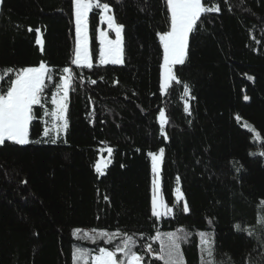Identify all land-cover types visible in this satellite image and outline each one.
Returning <instances> with one entry per match:
<instances>
[{
    "label": "trees",
    "instance_id": "obj_1",
    "mask_svg": "<svg viewBox=\"0 0 264 264\" xmlns=\"http://www.w3.org/2000/svg\"><path fill=\"white\" fill-rule=\"evenodd\" d=\"M101 2L124 26L121 66L97 63L100 10L88 19L94 65L81 68L71 63L72 0H1L0 71L43 62L51 79L33 106L30 142L0 145V264H75L78 249L88 257L115 251L125 235L143 264H164L147 249L159 251L157 235L169 233L180 235L183 264H207L201 233L214 245L208 264H264V0H204L220 11L197 21L185 62L173 68L179 82L165 94L159 34L170 29L167 0ZM65 67L68 129L45 137ZM11 78L0 80V91ZM109 148L111 162L98 176L100 150ZM160 149V194L173 211L157 218L149 153ZM100 232L121 235L109 243Z\"/></svg>",
    "mask_w": 264,
    "mask_h": 264
},
{
    "label": "snow or ice",
    "instance_id": "obj_2",
    "mask_svg": "<svg viewBox=\"0 0 264 264\" xmlns=\"http://www.w3.org/2000/svg\"><path fill=\"white\" fill-rule=\"evenodd\" d=\"M75 15V39L76 46L74 59L72 64L77 66H86L92 68L93 64L89 55V35H88V19L89 13L93 10H101V20L107 23L108 28L114 32L115 38L110 39L108 32L100 31L99 33V63L106 64H122L123 63V47L122 32L123 25L116 22L113 15L108 13L111 11L108 3H102L101 0H72ZM167 9L170 12V29L163 34H159V41L163 47V82L161 90H166L170 82L178 81L174 74L175 65H181L185 62L186 51L188 48L189 34L197 27V21L201 16L208 12L220 11L218 6H205L204 0H167ZM29 31H32L30 28ZM39 34L40 30L36 29ZM36 44L43 45L42 38L38 35ZM63 73L67 74L62 77L58 87L60 95L52 98V104L55 105L54 111L46 112V116L52 118L51 128H44V136L48 137L50 132H55L58 137L61 132L68 128L67 120V100L70 90L71 69L65 67ZM14 74V78L10 79V83L6 91H0V145L6 141L19 145H25L29 140V126L34 119L33 106L41 105V94L45 88L46 79H51V73L48 66L41 62L38 66H29L22 69L8 68L0 71V80ZM251 79V77H250ZM96 83V81H91ZM185 95H188L189 89L187 85L184 88ZM248 99V97H245ZM185 111H188V105L185 104ZM159 120L161 132L164 131V125L167 123L165 112H159ZM254 131V130H253ZM259 139V133L256 134ZM55 142V139H52ZM112 149H108L109 156ZM163 149H160L159 155L149 153L152 160V171L158 175V166L163 157ZM264 155V152L260 153ZM107 166V162L104 167ZM97 173L103 175V169L99 162L95 165ZM153 195L151 200L152 216L161 217L172 213L173 209L161 200H158L156 191L158 182L153 179ZM107 199V197H105ZM177 203L183 201V194L180 189L176 190ZM182 211L187 213L189 206L185 201L182 205ZM238 231H243L240 225H236ZM79 231V230H77ZM87 235V234H85ZM96 235L106 238L109 242L115 239L120 233L100 232ZM202 251L207 252L209 257L213 256L212 238L210 235L201 233ZM156 239L162 240L160 254L157 259L163 260L164 264H183L180 254V245L178 237L174 233L167 234L166 242L158 234ZM135 241L131 236L125 235L122 243L117 245L115 251L106 248H100L99 254L91 258L89 262L86 253L79 249L74 253L75 264H143L142 257L133 251L131 245ZM151 250V245L148 246ZM122 253L124 259H118L117 253Z\"/></svg>",
    "mask_w": 264,
    "mask_h": 264
},
{
    "label": "rangeland",
    "instance_id": "obj_3",
    "mask_svg": "<svg viewBox=\"0 0 264 264\" xmlns=\"http://www.w3.org/2000/svg\"><path fill=\"white\" fill-rule=\"evenodd\" d=\"M0 4H1V0H0ZM100 11H101V10H100ZM91 13H92V12L89 13V16H90ZM108 14H109V15H112L111 12H109ZM73 17H74V26H75L74 6H73ZM100 31L108 32V34H109V38H110V39H114V38H115V34H114V32H112V31L108 28L107 23L101 20V22H100V28H99V31H98V43H99V33H100ZM88 35H89V25H88ZM99 47H100V44H99ZM122 47H123V35H122ZM162 48H163V47H162ZM89 55H90V58H91L92 64L94 65V61H93V57H92V52H91L90 36H89ZM97 63H98L99 65H101V64L99 63V49H98V60H97ZM122 64H123V63H122ZM122 64H111V63H109V64H106V65L121 66ZM73 65H74V64H73ZM74 66H76V67H81V68H88V67H86V66H77V65H74ZM162 66H163V65H162ZM65 75H67V74H64V73H63L62 77L65 76ZM62 77H61V79H62ZM162 82H163V67H162V71H161V83H162ZM171 83H172V82H170L169 87H170ZM70 85H71V82H70ZM169 87H168V88H169ZM168 88H167V89H168ZM167 89H166V90H161L162 94H165L166 91H167ZM60 94H62V93H58V89H57V91L54 93L53 97H54V96H57V97H58V95H60ZM53 97H52V98H53ZM41 98H42V97H41ZM67 104H68V100H67ZM34 106H38V105H34ZM53 108L55 109V105H53ZM67 109H68V108H67ZM53 111H54V110H53ZM165 118H166V116H165ZM67 120H68V119H67ZM51 123H52V118L50 117V120H49V128H51ZM158 123H159V125H160L159 116H158ZM242 124H243V127H244L246 130H248V131L252 134L253 139H254L256 142L260 143V142L262 141L261 138H259V139L256 138V134H257V133H256L255 131H253L254 129H253L249 124H247V123L244 122V121H242ZM165 127H166V124L164 125V131H165ZM160 128H161V125H160ZM67 129H68V128H67ZM67 129H66L64 132H61L59 135H60V136H65V134H66V132H67ZM164 131H163V132H164ZM51 133H53V134L56 136L55 132H50V135H51ZM157 155H159V152L157 153ZM97 162H99V163L101 164V167H102V169H103V172L105 173L107 167L109 166V164H110V162H111V159H110V156H109V153H108V149H101V150H100V155H99V159H98ZM106 162H107V166L104 167V165H105ZM161 169H162V158H161V160H160V162H159V166H158V175H157V174H154L153 171H152V177H153V179H156L157 182H158V188H157V191H156V195H157L158 200H161V201H162L161 194H160V174H161ZM151 170H152V160H151ZM95 172H96V170H95ZM96 174H97L98 176H102L101 174H99V173H97V172H96ZM103 175H104V174H103ZM152 185H153V183H152ZM175 197H176V193H175ZM161 217H162V216H161ZM161 217H157V218H161ZM205 234H206V233H205ZM206 235H208V234H206ZM176 236L179 237L180 235H179V234H176ZM84 237H86V235H85ZM161 237H162V239L166 242L167 235H161ZM76 238L80 239V237H79L78 235H76ZM114 240H115V239H113L112 241H114ZM87 241H88V240H87ZM106 241L109 242L108 240H106ZM199 242H200V246H201V249H202L201 236H200V235H199ZM109 243H110V242H109ZM156 244L158 245L159 251H157L156 248H155L154 246H151V248L154 249V254L151 255V256H153V257H155V258L160 254V249H161L162 240L156 239ZM212 246H214V245L212 244ZM79 250L82 251V252H84L82 249H79ZM202 252H203V255H205V258H206V260H207V261H206L207 264L210 263L209 256H208L207 252H205V251H202ZM93 256H96V255H92L91 257H88L89 262H91V258H92ZM207 258H208V259H207ZM120 259H124L123 254H122V256L120 257ZM142 260H143V259H142ZM158 260H160V259H158ZM161 261H163V260H161Z\"/></svg>",
    "mask_w": 264,
    "mask_h": 264
},
{
    "label": "built area",
    "instance_id": "obj_4",
    "mask_svg": "<svg viewBox=\"0 0 264 264\" xmlns=\"http://www.w3.org/2000/svg\"><path fill=\"white\" fill-rule=\"evenodd\" d=\"M148 251L150 252V254H154V249L151 248V250L148 249Z\"/></svg>",
    "mask_w": 264,
    "mask_h": 264
}]
</instances>
